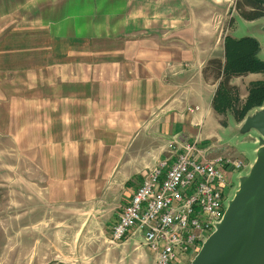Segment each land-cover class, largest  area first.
Listing matches in <instances>:
<instances>
[{"label": "rangeland", "instance_id": "374dc122", "mask_svg": "<svg viewBox=\"0 0 264 264\" xmlns=\"http://www.w3.org/2000/svg\"><path fill=\"white\" fill-rule=\"evenodd\" d=\"M124 5L0 0V264H154L143 241H111L117 215L160 145L142 127L136 135L150 113L130 118L124 111L134 97L114 71L128 65L129 41L112 40L114 16L128 15ZM259 57L264 62V48ZM227 85L238 107L249 85L242 77ZM263 111L251 110L246 120ZM227 145L219 153L246 160L229 174L224 210L256 162L253 146ZM198 251L170 264H190Z\"/></svg>", "mask_w": 264, "mask_h": 264}, {"label": "crops", "instance_id": "0c3cea01", "mask_svg": "<svg viewBox=\"0 0 264 264\" xmlns=\"http://www.w3.org/2000/svg\"><path fill=\"white\" fill-rule=\"evenodd\" d=\"M234 1L155 0L136 8L138 0H124L125 5L121 9L128 8L127 17L114 16L112 40L129 41V63L114 71L128 83V90L134 97L124 111L130 118L140 110L145 115L151 114L142 126H138L136 135L142 127L141 132L144 131L145 135L159 139L156 160L168 157L170 149L176 147L171 139L196 140L202 146L210 144L214 153L222 150L228 153L230 149L224 147L228 148V141L233 140L236 144L253 146L250 154L254 161L264 146V131L244 123L248 116L236 123L228 112L219 115L213 110L212 98L217 84L209 75L202 73L207 60L223 59L225 36L254 38L259 45L256 56L261 60L259 56L264 43L257 36L264 37L263 17L253 21L242 20L234 9ZM122 26H127L128 30L116 31ZM239 26L243 32L237 31ZM241 77L248 86L260 81L262 74L249 73L232 79ZM137 97L140 101L136 100ZM149 97L151 101L141 100ZM263 107L264 102L252 110ZM128 121L136 123L134 117ZM240 136H246V139ZM238 158L243 159L239 155ZM133 238L141 242L139 238ZM141 246L145 245L142 243ZM145 248L153 255L148 247Z\"/></svg>", "mask_w": 264, "mask_h": 264}, {"label": "built area", "instance_id": "2783aa9c", "mask_svg": "<svg viewBox=\"0 0 264 264\" xmlns=\"http://www.w3.org/2000/svg\"><path fill=\"white\" fill-rule=\"evenodd\" d=\"M171 143V155L142 176L110 230L113 242L127 235L143 241L154 264L198 251L223 218L229 174L244 167L210 144L186 138Z\"/></svg>", "mask_w": 264, "mask_h": 264}, {"label": "water", "instance_id": "95a60500", "mask_svg": "<svg viewBox=\"0 0 264 264\" xmlns=\"http://www.w3.org/2000/svg\"><path fill=\"white\" fill-rule=\"evenodd\" d=\"M248 124L264 131V115L253 116ZM190 264H264V146Z\"/></svg>", "mask_w": 264, "mask_h": 264}, {"label": "trees", "instance_id": "16d2710c", "mask_svg": "<svg viewBox=\"0 0 264 264\" xmlns=\"http://www.w3.org/2000/svg\"><path fill=\"white\" fill-rule=\"evenodd\" d=\"M234 9L244 21H253L264 17L263 0H235ZM259 50L257 41L252 37L223 38V59L211 58L205 63L202 73L219 82L212 98V108L219 114L232 112L236 122L241 121L252 109L260 107L264 102V62L256 56ZM249 73H260L262 79L249 85L246 96L238 107V98L234 88L227 85L232 77L244 76ZM234 106L236 108H234Z\"/></svg>", "mask_w": 264, "mask_h": 264}]
</instances>
